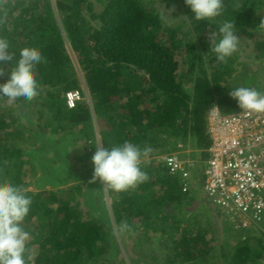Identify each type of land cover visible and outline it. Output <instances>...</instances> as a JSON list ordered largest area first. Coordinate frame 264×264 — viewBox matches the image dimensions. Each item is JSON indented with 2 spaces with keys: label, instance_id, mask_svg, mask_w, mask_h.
Here are the masks:
<instances>
[{
  "label": "trees",
  "instance_id": "trees-1",
  "mask_svg": "<svg viewBox=\"0 0 264 264\" xmlns=\"http://www.w3.org/2000/svg\"><path fill=\"white\" fill-rule=\"evenodd\" d=\"M100 1L103 8L97 12L92 0H56L58 21L51 0H0V38L7 40L16 59L24 47L39 51L43 57L34 72L38 95L31 101L12 103L17 106L15 110L28 119L29 129L41 128L46 137H51V129L57 132V140H61L79 128L85 139L91 138L94 125L89 105L83 101L73 109L66 106V92L80 87L66 48L67 37L96 97L94 106L100 128L107 124L101 128L105 141L111 136L118 145L132 142L141 148L142 156L151 158L167 152L164 148L169 143L184 141L186 147L190 140L193 150L186 158L203 168L201 164L209 157L207 148L211 145L207 133L210 108L217 104L226 114L240 111L230 92L225 91L228 79L235 72L232 56L219 62L211 51L207 56L212 70L203 55L196 65L194 43L184 44L178 39V29L162 23L161 12L156 13L144 0ZM231 2L223 0L222 13H231L237 36L253 39L262 56L264 35L250 28L252 11L243 6L234 8ZM188 12L192 36L202 41L210 31L215 41L219 39L221 24L215 21L222 14L215 21L198 22L190 8ZM162 32L170 44L161 42ZM200 45L203 50H210L211 44L202 41ZM179 52L184 53L183 64L188 65L180 73ZM13 64L14 61L4 66L0 83L7 81ZM186 79H194L193 96L184 89ZM10 112L0 114V184H15L24 189L29 159L21 143L38 136L16 127V118ZM30 118H34L32 122ZM158 162L148 164L143 170L148 175L147 181L135 189L124 192L110 189L121 226L134 218L144 221L146 226H155L156 219L162 217L164 224L170 218L163 213L183 199L179 177L168 174ZM27 193L32 197V205L23 226L33 237L27 242L28 257L36 253L33 264H99L104 259L110 247L104 242L105 235L94 221L81 218L69 198L54 191ZM235 231L239 233H227L225 237L234 235L237 243L229 248L221 245V257L228 260L223 264H264V232ZM208 232L175 243L177 257H183L180 264H200L196 257L210 254L206 249L210 242ZM194 249L198 254L195 255ZM129 254L143 258L132 247ZM28 264H32L30 258ZM122 264H127L124 258Z\"/></svg>",
  "mask_w": 264,
  "mask_h": 264
},
{
  "label": "rangeland",
  "instance_id": "rangeland-1",
  "mask_svg": "<svg viewBox=\"0 0 264 264\" xmlns=\"http://www.w3.org/2000/svg\"><path fill=\"white\" fill-rule=\"evenodd\" d=\"M51 1L59 21L60 16L56 8V0ZM92 1L95 4V10L97 12L101 11L103 8L101 1ZM144 1L150 8H154L156 13H164L167 17L168 25L178 29V39H181L184 44L185 42L194 43L196 47L195 64L197 65L200 55H203L206 65L210 67L209 70H212L213 68L207 56L211 55L212 52L203 50V45H200V42L204 41L209 46L211 40L215 42L214 35L208 31L202 41L197 36H192L193 32L190 29L187 17L189 7L185 5L184 1ZM231 5L237 9L243 6V9L252 11L253 22L250 28L264 35V0H233ZM230 16L231 13L227 14V12H223L219 20L215 21L214 18L213 20L215 23L222 25L225 22H231ZM236 30L237 27L234 26V31ZM159 38L163 44H170L166 33H160ZM65 40L68 54L77 71L76 77L80 83L79 90L84 98L83 101L89 105L92 113L94 132L90 135V139H85L82 130L75 128L74 131L66 134L61 140H57L59 139L55 134L57 132L50 129L52 132L51 137H46L45 134H42L41 128L38 130L36 128L29 129L28 119L23 118L22 113L15 110L17 106L12 105L7 98H1L0 114L12 111L10 112V116L16 118L14 120L15 124H17L16 127L28 129L31 133L38 136L34 138L35 140L32 137L26 142L21 143L24 149H26L24 151L26 158L29 159L26 164L27 171L25 172L27 186L24 190L33 192L54 191L59 196H63L66 199L69 198L71 203L78 208L82 216L81 218L94 221L101 229V233L105 235L104 242L109 243L110 246L108 254L104 259L100 260L99 264H105V262L107 264H122V258H124L127 264H180V257H177V253L173 249L174 246H178L175 243H179L185 237L190 239L201 232L206 234L208 231L210 242L206 249L210 254L196 258L200 261V264H211L213 262L223 264V261L227 262L226 258L221 257V245L229 248L231 245L236 244L238 238L234 239V235L226 238L225 235L227 233L239 232L233 230V227L218 215L214 208L204 202V188L200 184V181H198L199 170L197 168L192 169L191 166L192 179L195 182H199L198 190L193 188L191 197L184 199L175 207L163 213L170 220H166L162 224L163 220L160 217V219H156L155 226H146L144 221L134 218V220L131 219V221L125 223L129 227L123 233H120L119 230L122 226L113 209L114 200L112 195L110 196V189L102 185L98 180H93L92 164V156L96 150V145L101 144L104 147L114 146L113 144H116L114 143L116 139L110 136L105 141L101 128H105L107 124H103L100 128L94 106L96 97L88 85L83 67L79 63L78 55L73 50L67 37H65ZM180 53L182 55L180 62L182 65H180L179 73L182 68L187 70L188 66L183 64L185 50L184 53ZM260 54V50L257 51L255 48L253 39L238 37V48L232 55L235 72L228 79L227 85L229 84L230 87L226 86L225 91L230 92L231 87L245 86L264 92V54L262 56ZM198 71L199 69L196 70L195 75ZM223 84L225 85L226 83ZM183 86L185 91L190 96H193L195 90L194 79H186ZM33 119L30 118V121L32 122ZM40 123L43 124L41 121ZM184 146V141L172 142L164 150L167 152L178 151L184 157H189L193 150L190 146V140L186 144V147ZM192 158L195 159L193 155ZM155 160L158 162L156 157L142 156L141 168L145 170L148 164H154ZM201 166L204 167V164H201ZM161 172L164 174V170L161 169ZM88 182H90L89 185H87ZM32 238L30 235L29 240ZM129 247L130 249L132 247L133 251L138 255H142L143 258L131 256L129 254ZM197 251H194L195 255L198 254ZM30 255L29 258L33 264L36 253H31Z\"/></svg>",
  "mask_w": 264,
  "mask_h": 264
},
{
  "label": "clouds",
  "instance_id": "clouds-1",
  "mask_svg": "<svg viewBox=\"0 0 264 264\" xmlns=\"http://www.w3.org/2000/svg\"><path fill=\"white\" fill-rule=\"evenodd\" d=\"M184 3L190 8L193 19L198 22L210 21L223 11V0H184ZM160 19L167 24V17L163 13L160 14ZM237 48L238 36L233 23H223L219 27V39L215 42L211 40L209 51L215 54L217 61L225 62ZM42 60V54L29 47L21 48L19 58L16 59L7 40L0 38V75L4 74V66L14 61L9 78L0 83V97L7 98L13 104L33 100L38 95V82L34 72ZM229 95L237 102L241 111L264 112L262 91L245 86L231 87ZM142 154L141 148L129 141L109 147L96 145L92 156L93 180H98L115 192L135 188L148 179L147 173L141 168ZM31 205L32 197L22 187L0 184V264H28L27 242L30 233L25 230L23 222L30 213ZM128 227L127 224L122 225L120 233Z\"/></svg>",
  "mask_w": 264,
  "mask_h": 264
},
{
  "label": "built area",
  "instance_id": "built-area-1",
  "mask_svg": "<svg viewBox=\"0 0 264 264\" xmlns=\"http://www.w3.org/2000/svg\"><path fill=\"white\" fill-rule=\"evenodd\" d=\"M83 99L79 89L66 92L69 109L78 107ZM207 133L209 157L201 168L206 203L235 230L264 232V112L226 114L214 104L208 112ZM156 159L168 174L179 177L182 191L189 193L195 184L194 161L177 151Z\"/></svg>",
  "mask_w": 264,
  "mask_h": 264
},
{
  "label": "crops",
  "instance_id": "crops-1",
  "mask_svg": "<svg viewBox=\"0 0 264 264\" xmlns=\"http://www.w3.org/2000/svg\"><path fill=\"white\" fill-rule=\"evenodd\" d=\"M196 167H197V166H196ZM196 167H195V168H196ZM195 168H194V169H195ZM197 169H198V167H197ZM199 172H200V170H199ZM199 174H200V173H199ZM198 179H199L198 181H200V175L198 176ZM192 180H193V179H192ZM193 181H194V180H193ZM198 181H197V182L194 181L195 184H194V186L192 187V189L194 188L195 190H198V186H199V185H198V184H199ZM192 189L189 191V193H184V192L182 191L184 196L182 197L183 199H181V201H183L184 199H187V198L191 197V195H192V192H191ZM204 196H205V195H204ZM204 196H203V200H204V202H206ZM208 205H209V204H208ZM209 206L212 207L211 205H209ZM212 208H213V207H212ZM214 210H215L216 213L218 214V211H217L216 209H214ZM218 215H219V214H218ZM225 221L227 222V220H225Z\"/></svg>",
  "mask_w": 264,
  "mask_h": 264
},
{
  "label": "water",
  "instance_id": "water-1",
  "mask_svg": "<svg viewBox=\"0 0 264 264\" xmlns=\"http://www.w3.org/2000/svg\"><path fill=\"white\" fill-rule=\"evenodd\" d=\"M200 184L203 186L204 185V174H203V171L200 170Z\"/></svg>",
  "mask_w": 264,
  "mask_h": 264
}]
</instances>
